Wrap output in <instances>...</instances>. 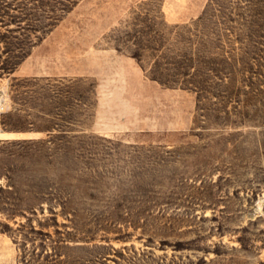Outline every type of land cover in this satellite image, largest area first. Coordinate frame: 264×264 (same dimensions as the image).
Instances as JSON below:
<instances>
[{"label":"rangeland","instance_id":"374dc122","mask_svg":"<svg viewBox=\"0 0 264 264\" xmlns=\"http://www.w3.org/2000/svg\"><path fill=\"white\" fill-rule=\"evenodd\" d=\"M50 34L132 57L190 125L94 131L93 76L16 72ZM0 264H264V0H0Z\"/></svg>","mask_w":264,"mask_h":264},{"label":"crops","instance_id":"0c3cea01","mask_svg":"<svg viewBox=\"0 0 264 264\" xmlns=\"http://www.w3.org/2000/svg\"><path fill=\"white\" fill-rule=\"evenodd\" d=\"M50 39L51 34L34 46L16 72L32 76H93L96 80L94 131L105 135L130 131L127 136L133 137L139 132L183 130L190 125V113L183 109L182 90L162 87L146 79L132 57L104 48L97 53L91 51L79 61L66 58L65 50L71 44L57 45ZM132 113V117L122 119Z\"/></svg>","mask_w":264,"mask_h":264},{"label":"trees","instance_id":"16d2710c","mask_svg":"<svg viewBox=\"0 0 264 264\" xmlns=\"http://www.w3.org/2000/svg\"><path fill=\"white\" fill-rule=\"evenodd\" d=\"M133 57H136L138 59V56L137 54H132ZM183 75L187 74L185 72H182ZM151 79H154V80H157V81H160V79L156 76H151L150 77ZM188 83L193 87V88H199L197 84H195L193 78H188Z\"/></svg>","mask_w":264,"mask_h":264}]
</instances>
